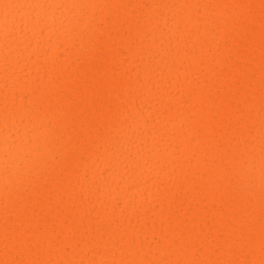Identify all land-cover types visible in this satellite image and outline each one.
<instances>
[{
  "label": "bare ground",
  "instance_id": "6f19581e",
  "mask_svg": "<svg viewBox=\"0 0 264 264\" xmlns=\"http://www.w3.org/2000/svg\"><path fill=\"white\" fill-rule=\"evenodd\" d=\"M262 82L264 0H0V231L163 261L233 222L255 249L211 258L261 259Z\"/></svg>",
  "mask_w": 264,
  "mask_h": 264
},
{
  "label": "snow or ice",
  "instance_id": "6c2138e0",
  "mask_svg": "<svg viewBox=\"0 0 264 264\" xmlns=\"http://www.w3.org/2000/svg\"><path fill=\"white\" fill-rule=\"evenodd\" d=\"M244 7V5H237ZM250 7V6H249ZM264 89V82H262ZM22 167V166H19ZM27 209H24L20 214L27 215ZM11 219V217H9ZM33 219H35V210H33ZM264 221V217H262ZM163 223V221H162ZM171 223V221H169ZM227 233V234H226ZM35 233L27 230L21 224L15 231L10 230L7 226L0 231V242L3 243V258L0 259V264H264V222L261 224L259 235V246L261 251V259H213L212 255L221 254L225 248L229 253H234L238 248L242 255H247L255 249L257 243V235L251 224H236L233 222H225V228L217 233L209 232L202 237L197 235L196 239H185L184 242L173 240L170 247H175L179 244L185 258L176 260H121V261H85L83 259H65L51 260L33 258L37 257L40 252L39 248L32 246L31 237ZM161 237H165V233L161 232ZM47 240V237H45ZM134 244H129V248H133ZM11 257V258H10ZM28 257V258H26Z\"/></svg>",
  "mask_w": 264,
  "mask_h": 264
}]
</instances>
